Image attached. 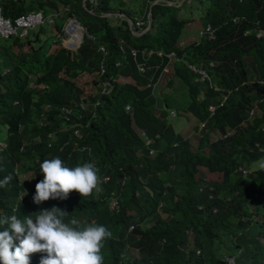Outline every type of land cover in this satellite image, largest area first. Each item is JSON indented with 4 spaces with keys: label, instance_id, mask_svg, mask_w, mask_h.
<instances>
[{
    "label": "trees",
    "instance_id": "obj_1",
    "mask_svg": "<svg viewBox=\"0 0 264 264\" xmlns=\"http://www.w3.org/2000/svg\"><path fill=\"white\" fill-rule=\"evenodd\" d=\"M0 1L5 17L40 10L62 14L23 39L0 38V180L12 176L0 187V217L35 219L56 206L67 213L64 223L78 221L72 227L103 225L112 234L102 242L103 264H226L229 254L234 264H264V91L258 82H264V0H194L203 5L199 16L214 29V38L198 31L200 38L186 44L183 27L194 16L179 10L192 4L187 1L172 6L166 2L177 0H86L85 7L82 0ZM150 5L151 27L141 36L125 18L102 16L124 13L134 23ZM66 18L85 28L76 50L61 42ZM50 26L53 39L45 29ZM121 42L128 46L124 52ZM129 48L137 50L135 56ZM142 49L175 51L207 68L219 90L195 82L184 63L156 55L144 62ZM102 60L105 73L99 77ZM141 62L144 73L138 71ZM103 79L110 86L101 95ZM175 84L187 92L179 106L168 90ZM61 107L73 109L68 123L59 117ZM173 108L188 120L184 133L168 120ZM197 129L195 143L190 137ZM212 129L219 133L214 140ZM142 131L151 140L147 147ZM54 157L69 168L93 163L102 178L97 189L85 198L73 191L66 200L35 204L40 163ZM205 173L221 178L207 180ZM42 256L31 254L30 264H40Z\"/></svg>",
    "mask_w": 264,
    "mask_h": 264
},
{
    "label": "clouds",
    "instance_id": "obj_2",
    "mask_svg": "<svg viewBox=\"0 0 264 264\" xmlns=\"http://www.w3.org/2000/svg\"><path fill=\"white\" fill-rule=\"evenodd\" d=\"M39 167L43 179L35 186L33 202L37 205L50 198L66 200L73 191L82 198L88 197L102 180L91 162L69 168L61 158L54 157L44 160ZM260 167L264 168V164ZM11 180V175L4 177L0 187ZM110 207L116 208L117 202L114 206L110 203ZM66 214L53 206L40 211L35 219L25 216L22 221L16 215L0 217V226H3L0 230V264H30L33 253H46L40 264H103L102 242L111 237V232L96 224L83 230L72 227L78 221L73 218L70 223H64L62 218Z\"/></svg>",
    "mask_w": 264,
    "mask_h": 264
},
{
    "label": "built area",
    "instance_id": "obj_3",
    "mask_svg": "<svg viewBox=\"0 0 264 264\" xmlns=\"http://www.w3.org/2000/svg\"><path fill=\"white\" fill-rule=\"evenodd\" d=\"M92 2L96 3V0H91ZM178 1V0H177ZM188 3L194 1V0H185ZM240 1H245V0H240ZM159 2V0H153V3H157ZM68 10V9H67ZM60 13L59 12H55V11H51L48 13H44L43 11H34V12H27V13H23L20 14L19 16H16L15 18H10V17H5L3 14V5L0 1V38H18V39H23L25 37H27L29 35V33L36 27V26H43V25H53L57 19V17H59ZM76 19V18H75ZM149 19H151V14L149 12V7H147L144 10L143 15H141V17H135V21L133 23V27H134V31H141L143 30V25L145 23V21H149ZM70 22H73V24L75 23L72 19L70 20ZM77 29V33L78 36H81V32L82 30L76 26ZM68 24H66L65 26V33L68 34L69 36V31H68ZM84 33V31H83ZM199 35L202 36H206L209 39H213L214 38V29L211 27L210 24H206L205 26L201 27V29L199 30ZM262 35V31H257L256 32V36L260 37ZM89 37L93 40L96 41L97 38L94 35H89ZM77 44H71V45H66V48H74ZM128 47L125 44H123L122 42L120 43V50L121 52H124L125 48ZM99 49L102 52L103 56L107 55V50L106 47L102 44H99ZM129 51L131 53L132 56H135L137 53V50L134 48H129ZM142 59L144 60V62H146L152 55H156L158 57H167L168 58V63H184L186 65V67L188 68V70H190L194 76V81L195 82H199V83H208L210 85L211 88L214 89V91H218L219 87L216 85H212L211 84V74L208 72L207 68H203L200 65H197L195 63H191L186 61L185 59H183V57L179 56L175 51H170L168 53L163 52L162 50H153V49H142L140 51ZM141 62L140 64H138V71L139 73H144L146 66L145 63ZM120 62H116L115 66H118ZM164 72L168 71V67L167 65H165ZM105 73V63L104 60H102L100 62L99 65V77H101L102 75H104ZM261 85H263L262 89L264 91V82L263 81H258ZM101 89H100V94L103 95L105 93L108 92L109 86H110V81L107 79H103L102 80V84H101ZM230 91H227V95H229ZM227 95H225L222 98V101L220 103V105L223 104V102L225 101ZM263 97H264V92H263ZM99 105V100H96L94 102V106ZM78 107L79 109H84L85 108V102L83 101V99H80L78 102ZM216 106L211 104L208 107V111L210 113V115H212L215 111ZM131 109V105L130 104H126L125 105V110L129 111ZM253 111H251L250 113L252 114ZM73 114V109L70 107H61L60 109V115L59 117L65 120V123H68ZM170 115L171 116H176V112L174 110H170ZM169 120V119H168ZM39 124L41 126H45L46 122L44 120L39 121ZM204 124L201 125V127H203ZM262 130L264 131V123L262 125ZM74 133L76 135H80L79 133V129L75 128L74 129ZM141 136L143 137L144 140V145L147 147L148 145H150L151 140L147 137V135L145 134L144 131L141 132ZM48 138L52 137V132L47 134ZM4 146L3 142H0V149ZM149 153H153V149L149 150ZM236 260L235 255L233 254H229V255H225L224 256V261L226 264H234Z\"/></svg>",
    "mask_w": 264,
    "mask_h": 264
},
{
    "label": "rangeland",
    "instance_id": "obj_4",
    "mask_svg": "<svg viewBox=\"0 0 264 264\" xmlns=\"http://www.w3.org/2000/svg\"><path fill=\"white\" fill-rule=\"evenodd\" d=\"M126 1L128 2L129 0H126ZM178 1H181V0H178ZM191 3L192 4H185L179 10V14H183L185 17H188L190 14H193V16H194V19H192V20H190V21H188V22H186L184 24L182 40H181V42H183L184 44H186L189 41L198 40L200 38L199 35H198V31L201 29L200 26L203 27L204 24H205L204 18L199 16L200 12L203 9L202 8L203 5H201V3L198 2V1H193ZM68 8L69 7L66 6L64 8V10L67 11ZM135 13L139 14L140 12H139L138 9H136ZM60 15H62V14H60ZM70 20H71V18H66L65 20H62V21L60 20L61 23H63V26H62L63 27L62 28L63 34H62V37H61V42H62V45L64 47H66V45L77 44L79 42V39H80V37H78L77 41H72L71 42L70 38L73 36V33L69 32V36H68V34L65 33V26H66V24L70 23ZM43 26H46V25H43ZM38 27L39 26H36L33 30H36ZM45 29L47 30L48 35L53 34V37H52V39H53L54 38V33L56 32L55 28L53 26H50V27L45 28ZM84 32H85V28H84ZM41 37H44V34H42ZM1 40H4V38H1ZM7 40H9V38H7ZM184 41H187V42H184ZM15 49H17V48L15 47ZM68 49L73 50V48H68ZM181 88H182L181 85L175 84V86H173L171 89H168L172 95H174L176 93L177 100H175V103L180 102V103L177 104V106H179V104H181V102H184L187 99L186 87H184L183 91L180 92ZM168 90H166V91L169 92ZM173 109H174L175 112L177 111L176 108H173ZM169 122L172 124V126H173V128H174V130L176 132L184 133V132L187 131L188 120H187V118H185V116H182L180 113L177 114V112H176V116H174V117L171 116L170 113H169ZM197 130L195 132H193L191 134V137H190L191 140L193 142H195V143L197 142L198 137L201 136V132L199 131V129H197ZM218 136H219V133L217 132V130L212 129V130L209 131V139L210 140H214ZM204 151H208V148L205 147ZM205 174H206L205 178L207 180H219L221 178V176L218 175V174H211V173H205ZM116 202H117L116 200H111L110 201L111 206H114L116 204ZM148 223H150V222H148ZM135 254H136V252H135Z\"/></svg>",
    "mask_w": 264,
    "mask_h": 264
},
{
    "label": "water",
    "instance_id": "obj_5",
    "mask_svg": "<svg viewBox=\"0 0 264 264\" xmlns=\"http://www.w3.org/2000/svg\"><path fill=\"white\" fill-rule=\"evenodd\" d=\"M185 0H181V1H168L166 2L167 5H172V6H180ZM85 3H86V0H82V5L85 7ZM154 4V3H153ZM152 4V5H153ZM152 5L149 6V12L151 14V10H152ZM92 12V11H90ZM102 16L104 17H112V16H120V17H123L127 20V23L129 25V28L130 30L133 32L134 35L136 36H141L142 34L146 33L150 27H151V23H152V17L151 19H149V21H147L146 23V27L141 30V31H134V27H133V20L128 17V15L124 14V13H119V12H112V13H105L103 14ZM75 23L76 26H78L82 32H81V36H80V39H79V42L77 43V45L73 48V50H76V48L80 45V43L82 42L83 40V31H84V27L80 24V22L77 20V19H72Z\"/></svg>",
    "mask_w": 264,
    "mask_h": 264
},
{
    "label": "bare ground",
    "instance_id": "obj_6",
    "mask_svg": "<svg viewBox=\"0 0 264 264\" xmlns=\"http://www.w3.org/2000/svg\"><path fill=\"white\" fill-rule=\"evenodd\" d=\"M68 31L69 32H71V33H73V36L70 38V41L72 42V41H77V38L78 37H80V36H78V33H77V29L78 28H76V25L75 24H73V22H70L69 24H68ZM71 36V35H70Z\"/></svg>",
    "mask_w": 264,
    "mask_h": 264
},
{
    "label": "crops",
    "instance_id": "obj_7",
    "mask_svg": "<svg viewBox=\"0 0 264 264\" xmlns=\"http://www.w3.org/2000/svg\"><path fill=\"white\" fill-rule=\"evenodd\" d=\"M138 17H141V16H138ZM72 19V18H71ZM73 19H75V18H73Z\"/></svg>",
    "mask_w": 264,
    "mask_h": 264
}]
</instances>
